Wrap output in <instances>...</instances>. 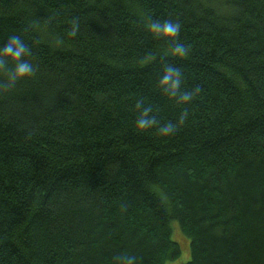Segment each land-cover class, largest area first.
I'll list each match as a JSON object with an SVG mask.
<instances>
[{
    "label": "trees",
    "instance_id": "1",
    "mask_svg": "<svg viewBox=\"0 0 264 264\" xmlns=\"http://www.w3.org/2000/svg\"><path fill=\"white\" fill-rule=\"evenodd\" d=\"M172 261L264 264V0H0V264Z\"/></svg>",
    "mask_w": 264,
    "mask_h": 264
},
{
    "label": "clouds",
    "instance_id": "2",
    "mask_svg": "<svg viewBox=\"0 0 264 264\" xmlns=\"http://www.w3.org/2000/svg\"><path fill=\"white\" fill-rule=\"evenodd\" d=\"M149 28L152 32L154 33H162L164 36H169V37H176L179 33V25L178 24H172V23H165L163 25L157 24V23H152L149 25ZM73 34H75V29H73ZM24 48L21 47L17 49L15 53L12 52L11 47H6L3 49V56H11L13 61H16V67H15V78H21L28 76L32 74L33 68L32 65H30L27 62H19L21 55L24 53ZM175 51L178 54H184V49L182 46H178ZM167 75L164 77V82H168L169 80H172V75H179L178 71L172 68L167 69ZM179 86V79L173 80L171 87L172 89H176ZM183 100L187 101L190 99L189 95H184L182 97ZM147 112L148 110L146 109L144 113L142 114L141 118L137 120V127L140 130H144L146 128L151 127L155 121L152 119H147ZM171 127H165L161 129L162 134H168L171 131ZM130 264V262H129Z\"/></svg>",
    "mask_w": 264,
    "mask_h": 264
},
{
    "label": "rangeland",
    "instance_id": "3",
    "mask_svg": "<svg viewBox=\"0 0 264 264\" xmlns=\"http://www.w3.org/2000/svg\"><path fill=\"white\" fill-rule=\"evenodd\" d=\"M176 262V261H175ZM167 264H169V263H167ZM171 264V263H170ZM172 264H174V261H172Z\"/></svg>",
    "mask_w": 264,
    "mask_h": 264
}]
</instances>
